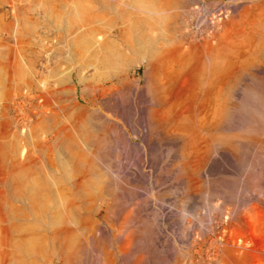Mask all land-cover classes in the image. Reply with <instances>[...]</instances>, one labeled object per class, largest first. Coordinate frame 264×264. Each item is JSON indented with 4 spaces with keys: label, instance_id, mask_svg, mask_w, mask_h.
I'll list each match as a JSON object with an SVG mask.
<instances>
[{
    "label": "rangeland",
    "instance_id": "1",
    "mask_svg": "<svg viewBox=\"0 0 264 264\" xmlns=\"http://www.w3.org/2000/svg\"><path fill=\"white\" fill-rule=\"evenodd\" d=\"M117 29L143 55L125 56ZM208 57L204 103L195 67ZM263 141L264 0H0V264H210L214 230L234 237L264 192ZM90 158L82 203L72 185ZM80 207L91 219L70 260L80 236L60 230Z\"/></svg>",
    "mask_w": 264,
    "mask_h": 264
},
{
    "label": "bare ground",
    "instance_id": "2",
    "mask_svg": "<svg viewBox=\"0 0 264 264\" xmlns=\"http://www.w3.org/2000/svg\"><path fill=\"white\" fill-rule=\"evenodd\" d=\"M105 9L106 11H109V12L110 10L112 11L111 8H105ZM120 11L121 10H118L117 13H120ZM181 31H182L181 35L184 36L185 30H181ZM137 33H143V31L138 30ZM126 34H128V30H124V29L113 30L110 33V35L113 38H116L118 39V41L122 42L123 50L121 49V52L124 53L125 56H127L128 54H136V53L137 54L140 53L141 55H143L142 49L138 48V46L134 44V41H131L128 38L129 36L127 37ZM200 47L203 48V50H201L203 54L205 48L206 50L209 49V44L208 42H205ZM207 54H212V49L207 51ZM208 59L210 60L209 66L205 65V62L203 61V59L198 58L196 67H195V71H196L195 85H196V90H197L196 93H197V96L201 98L204 103L206 102L210 103L211 101L214 102V96L216 93L217 71L214 68V64L212 63L213 57H208L207 60ZM158 63L159 61L157 62V64ZM147 65L149 66V64ZM230 89H231L230 92L232 93L233 88H230ZM228 101L227 102L225 101V103L222 105V109L217 114L219 116L218 122L216 123V125H214V128H212L214 129L215 132L217 130H224L227 127L226 121L228 120V117L230 115V109H233L232 106H230ZM200 105L201 106L197 108L198 111H196L197 115L201 113L202 111L201 109L204 106V104L203 105L200 104ZM168 121L169 120L166 119V116H162L160 118L161 124H159L160 129L163 126L168 125L167 124ZM148 123L149 122L146 121L147 126L150 125ZM156 128L159 129L158 127ZM257 131L262 133L263 130L262 128H258ZM234 137L233 138L237 140L238 142H242L245 140L244 136L242 135H234ZM209 139H210L209 141L215 145V142L217 139L214 133H212ZM221 139H222L221 141L223 142H225L224 140H226L223 136L221 137ZM262 143L264 145V141L261 142V144ZM78 157L80 158V160H82V162L85 160V158L82 159V155L80 154L78 155ZM85 162H86V167L83 169H79L78 174L75 177V181L72 185V188L76 191V193L79 192V194H77L78 195L77 198L82 203L86 201L84 193H83L85 191L84 190L85 183L88 181L90 174L95 170L94 165H93V159L90 158L88 159V161L86 160ZM178 167H179L178 170L180 171V173L184 172L186 169V166L184 168L182 164H179ZM192 167H194L193 164H192ZM185 177L191 183H197L198 181H200L198 171L193 172V174H189ZM179 178L185 179L184 176L182 175ZM241 180L245 184V186H247V188L250 187L252 184V177L248 174L242 173ZM107 188L108 186H106V189ZM260 193H261V196L257 198L256 201L254 202L247 201L245 210L241 213V215L234 222H231L230 224L231 227L233 228L234 231H236V234L234 235V237H232L231 239H228V238L225 239L224 237H221V232L223 233V231L214 230L215 238L212 239L211 242L209 243V249H212L214 251L210 255L211 256V259L209 260L210 264H252L251 262H254V261L258 262L257 264H262L264 262V243H261V245H259L261 246L259 249L252 248L249 246L250 242L248 240L249 237L247 235V224H246V221L248 219L249 225H251V231H252L251 233L254 236L261 237L262 241H264V192L261 190ZM72 194H75V193H72ZM74 203H75L74 199L69 201L68 208L70 210L67 211L68 215L70 213H76ZM107 207H108L107 209H109V206ZM79 211L81 212L80 215L82 216L78 219L77 218L74 219V215L71 214V217H69L71 221L70 222L71 227L70 226L64 227L62 230H60V233H65L67 234V236H72L75 233H76L75 237L78 236L79 238L80 236L78 240L79 248L69 251V255L67 259H70V260L73 259L74 255L76 254V251H80L82 247L84 246L85 234L87 233L89 229L88 226H89V221L91 219L89 214L87 213L88 211L86 212L84 208L80 207ZM100 215H101V211L93 213L94 217H99ZM5 232L7 233V228H5ZM55 235H58V234L55 233ZM218 240L220 241V243L223 242V244L222 245L219 244ZM8 242H9V238L6 236L4 240V245H7ZM200 251H203V249L200 248ZM108 255L110 256L111 254L109 253Z\"/></svg>",
    "mask_w": 264,
    "mask_h": 264
}]
</instances>
